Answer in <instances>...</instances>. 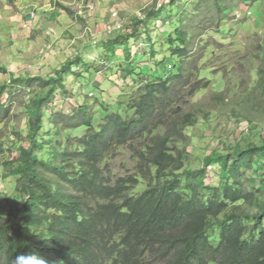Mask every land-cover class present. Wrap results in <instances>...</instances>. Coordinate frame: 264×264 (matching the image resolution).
<instances>
[{
  "label": "trees",
  "instance_id": "1",
  "mask_svg": "<svg viewBox=\"0 0 264 264\" xmlns=\"http://www.w3.org/2000/svg\"><path fill=\"white\" fill-rule=\"evenodd\" d=\"M213 2L222 9L221 1ZM56 5L73 15L68 5ZM135 32L111 36L108 59ZM192 37L182 23L166 35L181 58L172 65L176 73L131 84L113 99L96 85L102 98L64 106L77 93L68 88V72L75 63L89 68L81 56L48 78L12 76L0 84V124L15 99L29 117L28 145L7 163L16 202L0 215V264L28 250L49 264H264V139L216 150L200 168L186 165V128L199 120L187 106L201 87L186 60ZM137 140L143 141L136 148L140 180L112 179L104 162ZM7 143L11 149L17 142ZM139 184L145 187L135 193Z\"/></svg>",
  "mask_w": 264,
  "mask_h": 264
},
{
  "label": "rangeland",
  "instance_id": "2",
  "mask_svg": "<svg viewBox=\"0 0 264 264\" xmlns=\"http://www.w3.org/2000/svg\"><path fill=\"white\" fill-rule=\"evenodd\" d=\"M218 1L222 3L221 10L213 0H0V66L7 69L0 72V84L9 82L12 76L48 78L81 56L89 68L75 63L66 79L68 88L77 87L76 99L69 97L64 104L71 107L77 100L102 98L100 90L96 92L95 82L99 80L108 91L113 84L128 89L134 76L131 62L142 78L165 77L177 72L172 65L181 59L173 55L166 35L182 23L193 35L189 45L192 55L186 58L188 68L201 86L187 106L199 120L186 128V165L200 168L204 158L216 150L227 152L230 145L260 144L264 139V0ZM57 2L71 8L70 21L62 16L66 11H60ZM88 4L93 8L89 18H84ZM113 11L124 19L123 31H107L113 24ZM148 14V21L135 23L137 17L145 19ZM133 32L137 37L132 36L108 59L107 40L121 34L126 38ZM118 60L123 61L125 82L118 73H111L113 66L118 67ZM101 61H111L112 67ZM116 89L112 99L117 96ZM96 101L94 105L100 103V99ZM28 131L24 103L15 99L8 117L0 124V141L4 143L0 152V215L16 202L13 178L6 177L7 163L16 158L20 145H28ZM8 139L17 142L16 146L10 149ZM142 144L137 140L112 151L104 162L112 179L140 180L136 148ZM211 172L210 182L215 180ZM143 187L139 184L135 193Z\"/></svg>",
  "mask_w": 264,
  "mask_h": 264
},
{
  "label": "crops",
  "instance_id": "3",
  "mask_svg": "<svg viewBox=\"0 0 264 264\" xmlns=\"http://www.w3.org/2000/svg\"><path fill=\"white\" fill-rule=\"evenodd\" d=\"M68 5V4H67ZM102 6H103V3L100 5V7L102 8ZM60 9V8H59ZM60 11H63L62 9H60ZM53 14H55V10L52 12ZM52 13H50L51 15H52ZM61 13V12H60ZM82 13V12H81ZM84 16V18H89V16H90V10L86 7V9H85V12H84V14H83ZM60 16H61V14H60ZM62 16L63 17H65V18H67L68 19V21H70L71 20V18H70V14H68V13H66V12H64L63 14H62ZM103 49V48H102ZM133 59V57L131 58V60ZM120 64H122V65H118V67L117 66H113V67H115V69L114 70H111V73H118L117 75H119V77H120V80H122V82H125V80L127 81V79L126 78H124L123 76H124V67H123V63L122 62H120ZM117 69H120V70H117ZM122 71V72H121ZM123 74V75H122ZM134 76L132 77V86L133 85H139V84H141L144 80H145V78H142L141 76H137V75H135V74H133ZM109 79H112V78H108V80ZM113 80V79H112ZM114 81V80H113ZM134 83V84H133ZM95 84L96 85H101L102 83H101V80H99V81H96L95 82ZM102 87H105L104 85H101ZM124 87H126V86H124ZM117 88V89H116ZM117 90L118 92L122 89V90H124V88L121 86H118V85H112V87L110 88V92H113V93H115V91L114 90ZM118 92H116V93H118Z\"/></svg>",
  "mask_w": 264,
  "mask_h": 264
},
{
  "label": "clouds",
  "instance_id": "4",
  "mask_svg": "<svg viewBox=\"0 0 264 264\" xmlns=\"http://www.w3.org/2000/svg\"><path fill=\"white\" fill-rule=\"evenodd\" d=\"M12 264H49V262L36 250H28L19 252Z\"/></svg>",
  "mask_w": 264,
  "mask_h": 264
},
{
  "label": "built area",
  "instance_id": "5",
  "mask_svg": "<svg viewBox=\"0 0 264 264\" xmlns=\"http://www.w3.org/2000/svg\"><path fill=\"white\" fill-rule=\"evenodd\" d=\"M168 2H169V0H168ZM87 8L89 9V10H91L92 8H93V4H88L87 5ZM117 15H118V13L116 12V11H113L112 13H111V16H112V21H113V24H112V26L110 27V28H108V32L109 33H111L112 31H117V30H123V28L125 27V22H124V19L123 18H118L117 17ZM31 17L32 18H34L35 17V13L33 12L32 14H31ZM117 17V18H116ZM100 63H102V61L100 62Z\"/></svg>",
  "mask_w": 264,
  "mask_h": 264
}]
</instances>
